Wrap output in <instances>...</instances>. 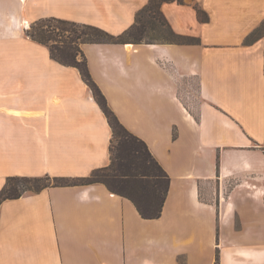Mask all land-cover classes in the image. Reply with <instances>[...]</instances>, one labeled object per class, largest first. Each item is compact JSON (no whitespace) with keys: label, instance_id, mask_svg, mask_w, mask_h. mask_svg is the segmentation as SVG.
Segmentation results:
<instances>
[{"label":"crops","instance_id":"0c3cea01","mask_svg":"<svg viewBox=\"0 0 264 264\" xmlns=\"http://www.w3.org/2000/svg\"><path fill=\"white\" fill-rule=\"evenodd\" d=\"M149 1L0 0V191L8 177L83 178L111 163L92 90L27 36L32 24L120 35ZM162 12L201 43L82 45L110 108L171 177L162 216L142 218L103 184L25 194L0 207V264H264V36L246 43L264 0Z\"/></svg>","mask_w":264,"mask_h":264},{"label":"trees","instance_id":"16d2710c","mask_svg":"<svg viewBox=\"0 0 264 264\" xmlns=\"http://www.w3.org/2000/svg\"><path fill=\"white\" fill-rule=\"evenodd\" d=\"M172 1L184 3V0H150L148 5L138 12L135 23L120 35L110 34L94 25L57 18L41 19L32 24L27 36L47 46L51 57L57 62L78 69L92 90L113 131L111 163L83 178L49 175L8 177L0 191V207L7 200L39 193L49 187L103 184L112 193L131 200L142 218L154 220L162 216L170 191L171 177L153 156L146 142L131 133L110 108L106 97L91 76L82 45L200 44L199 38L176 33L164 16L162 5ZM198 15L201 21H208V16L201 9H198ZM263 36L264 24L248 36L246 43H253ZM146 38L151 40L147 41Z\"/></svg>","mask_w":264,"mask_h":264},{"label":"rangeland","instance_id":"374dc122","mask_svg":"<svg viewBox=\"0 0 264 264\" xmlns=\"http://www.w3.org/2000/svg\"><path fill=\"white\" fill-rule=\"evenodd\" d=\"M146 40L148 41V40H151V39H149V38H146Z\"/></svg>","mask_w":264,"mask_h":264}]
</instances>
